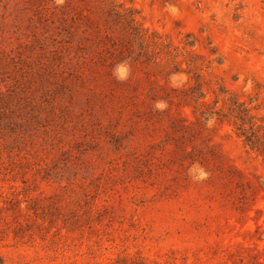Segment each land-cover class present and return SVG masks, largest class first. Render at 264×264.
Segmentation results:
<instances>
[{"label": "rangeland", "instance_id": "obj_1", "mask_svg": "<svg viewBox=\"0 0 264 264\" xmlns=\"http://www.w3.org/2000/svg\"><path fill=\"white\" fill-rule=\"evenodd\" d=\"M0 264H264V0H0Z\"/></svg>", "mask_w": 264, "mask_h": 264}, {"label": "trees", "instance_id": "obj_2", "mask_svg": "<svg viewBox=\"0 0 264 264\" xmlns=\"http://www.w3.org/2000/svg\"><path fill=\"white\" fill-rule=\"evenodd\" d=\"M3 262V259L0 257V263H2Z\"/></svg>", "mask_w": 264, "mask_h": 264}]
</instances>
